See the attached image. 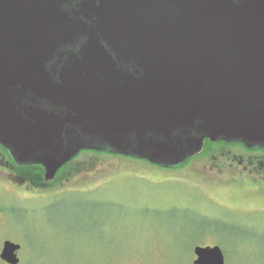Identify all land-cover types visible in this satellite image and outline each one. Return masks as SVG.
<instances>
[{
    "label": "water",
    "instance_id": "1",
    "mask_svg": "<svg viewBox=\"0 0 264 264\" xmlns=\"http://www.w3.org/2000/svg\"><path fill=\"white\" fill-rule=\"evenodd\" d=\"M69 1L0 0V145L17 163L60 146L66 122L115 151L134 138L132 156L165 168L202 147L179 130L264 148V0H87L83 19ZM87 30L85 68L52 76L54 51ZM16 92L69 112L23 107ZM69 158L42 160L44 179ZM20 249L6 239L0 260L18 264ZM192 251L193 264H225L219 245Z\"/></svg>",
    "mask_w": 264,
    "mask_h": 264
},
{
    "label": "rangeland",
    "instance_id": "2",
    "mask_svg": "<svg viewBox=\"0 0 264 264\" xmlns=\"http://www.w3.org/2000/svg\"><path fill=\"white\" fill-rule=\"evenodd\" d=\"M227 151L176 168L82 154L55 178L42 168L39 186L0 172V250L18 243V264H193V246L216 244L225 264H264V179L246 168L264 153Z\"/></svg>",
    "mask_w": 264,
    "mask_h": 264
},
{
    "label": "flooded vegetation",
    "instance_id": "3",
    "mask_svg": "<svg viewBox=\"0 0 264 264\" xmlns=\"http://www.w3.org/2000/svg\"><path fill=\"white\" fill-rule=\"evenodd\" d=\"M86 1L87 0H71L64 7L68 12H71L73 9L77 10V12H76L77 16L79 18L83 19L85 14H86V3H85ZM233 1H235V0H233ZM87 22L89 23V25H91L90 27L94 28V24L92 22H90L89 20H87ZM89 35H90V30H87L84 32L83 35H80L79 37L74 39L73 43L62 44L61 46H59L58 49H56L54 51V53L52 54L49 61L45 64L46 70L48 72H50V74L52 76L56 72L55 76H57V77H55V78H58L63 67H69L71 64H75L74 69H76V70H80V68H85L86 63H87L86 58L88 57L90 37H91ZM100 42L103 46H105V43L103 42L102 39H100ZM105 47H107V51L112 55L114 62H115V68L116 69H118V68L123 69V70L127 69L128 71L134 72L135 67H133L130 64L127 65V64L123 63L119 59V57L115 56V54L112 52V50L108 46H105ZM101 70H104V69H101ZM104 73L106 74V72H104ZM14 100H15V102L19 101V104L22 105L23 107L30 108V107L34 106L35 108H38L42 111L47 112V114H54V115L56 114L58 117H62V118L66 117L67 113L69 112L67 108L52 107L50 104L46 103L44 100L42 101V100H39L38 98H36L33 94L32 95L31 94H22V93L20 94L19 92H16V96H14ZM63 125L64 126H63L62 132H61L62 137L60 140L61 141L60 146H58L56 149H54L52 151L49 150V151H45V152H37L35 154V156L33 157V159H36L38 161H36L34 163L33 162L24 163V164L17 163L10 156L8 150L6 148H4L2 145H0V172L10 174L12 176L14 175L13 177H17L22 181H27V179L23 180V178H22V177L26 176L28 178L33 179L35 181V184H38V182H41V180H40L41 176L40 175L35 176L33 173L25 172V171L23 172L19 169L23 168L24 165H27V164H34V165L36 164V165H38L44 169V167L42 165L43 163L41 161L46 160L47 157H51L55 161H57V160H62V159H64L65 156L69 155V157H70L69 159L71 161V160H76V158L78 156H81L82 154H86V156H94V157L100 156V155L119 156V157L126 156L129 158H135V159L142 160V161L145 160L146 162L150 163V161L145 156L144 157H135V156H132L130 154L131 150H133V148L137 144L135 142L134 138H129L126 141H124V143L121 146L120 151H115L113 149H108V145L102 143L99 138L92 136V135H89V134L86 135L84 133V130L80 126L68 124L67 122L64 123ZM67 131H68V133H67ZM177 134H179L183 138H189V137L193 138L194 146L198 143V140L200 139L203 142V144H202V147L199 150V152L202 150L203 145L206 142L205 137L202 138V136L197 135L196 133H194L193 131H190V130H179V132H177ZM208 141L218 142L220 140L209 138ZM221 141L224 143H229V142H226L224 140H221ZM228 146H230V144ZM236 146H238V145H236ZM225 148H227V145H225ZM241 149L245 150L246 153H248V154L253 153V152H258V153L263 152L264 153V149L254 148V146H253V148H248V147L244 146ZM222 151L225 154L224 148ZM223 152L222 153L220 152L219 154L217 153L216 155L221 156V155H223ZM198 154L199 153H196L194 155H198ZM194 155H190L189 157H193ZM71 158H73V159H71ZM67 162L68 161L61 163L58 167H61L63 164H65ZM76 162L79 163L80 161L76 160ZM151 164L154 165V163H151ZM76 166H78L77 168L82 167L81 164L76 165ZM249 167H250V169H249ZM246 168H248L250 171L256 170L259 174L262 175L261 177H263V179H264V157H262L259 160L254 159V161H252L251 164L246 166ZM42 174H43V171H42ZM30 183H33V182L30 181ZM39 185L40 184H38V186ZM42 187H46V185L42 186ZM97 188H98V186L94 190L84 191V192L86 194H88V193L91 194L92 192H95L97 190ZM259 189L261 190L260 192H264V186L259 187ZM209 246H214V245H209ZM100 247L102 250H104V247L99 246V248ZM221 250L223 251V249H221ZM18 251H17V255H18ZM223 254H224V251H223ZM193 258H194V254H193ZM224 260H225V256H224ZM119 264H141V263H140V260L138 259L137 262L127 261V263H121L120 262Z\"/></svg>",
    "mask_w": 264,
    "mask_h": 264
},
{
    "label": "trees",
    "instance_id": "4",
    "mask_svg": "<svg viewBox=\"0 0 264 264\" xmlns=\"http://www.w3.org/2000/svg\"><path fill=\"white\" fill-rule=\"evenodd\" d=\"M208 140H209V138L208 137H205V141L206 142L203 145L204 148L202 149L201 153H199L198 155H195L196 157H199V156H202V155H210V154L213 157L217 153L218 154L220 152L222 153L223 152L222 151L223 148L225 149V154L223 152V155H229V151H227V149L229 147L228 146L229 144H230V147L231 146L238 145L239 147L242 148V147L245 146V144L243 142H240V141H226V140H224L226 142H229V143H224V142L221 141L223 139H220V141H218V142H211V141H208ZM225 145H227V148H225ZM214 148H218V149H220V151L216 152L217 150H213ZM254 148L264 149V148H261L260 146H255ZM190 159H191V157H189L188 160H190ZM188 160H187V162H188ZM69 163L70 162H68V164ZM68 164H66V165H68ZM249 164H251V162ZM19 170H21L23 172L25 171V172L33 173L35 176L36 175H41L42 174V171H43V169L40 166L36 165V164L35 165L34 164L24 165V167L23 168H20ZM207 224H208V226L206 227L207 228V233L213 234V231H214V233H215V231H219V229L217 228V226L215 225L214 222H207ZM225 260H226V258H225ZM226 264H228V260H227Z\"/></svg>",
    "mask_w": 264,
    "mask_h": 264
}]
</instances>
